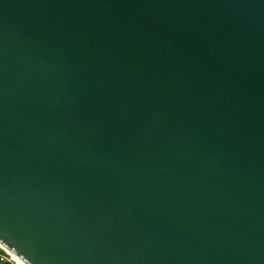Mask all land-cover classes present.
<instances>
[{
    "label": "water",
    "instance_id": "95a60500",
    "mask_svg": "<svg viewBox=\"0 0 264 264\" xmlns=\"http://www.w3.org/2000/svg\"><path fill=\"white\" fill-rule=\"evenodd\" d=\"M0 245L264 264V0H0Z\"/></svg>",
    "mask_w": 264,
    "mask_h": 264
},
{
    "label": "built area",
    "instance_id": "2783aa9c",
    "mask_svg": "<svg viewBox=\"0 0 264 264\" xmlns=\"http://www.w3.org/2000/svg\"><path fill=\"white\" fill-rule=\"evenodd\" d=\"M13 263L7 251L0 246V264Z\"/></svg>",
    "mask_w": 264,
    "mask_h": 264
},
{
    "label": "bare ground",
    "instance_id": "6f19581e",
    "mask_svg": "<svg viewBox=\"0 0 264 264\" xmlns=\"http://www.w3.org/2000/svg\"><path fill=\"white\" fill-rule=\"evenodd\" d=\"M1 246V245H0ZM2 247V246H1ZM4 248V247H3ZM5 249V248H4ZM6 250V249H5ZM7 251V250H6ZM7 253L10 255V258L12 259L13 262H16V264H24L21 262L19 259H17L14 255H12L9 251Z\"/></svg>",
    "mask_w": 264,
    "mask_h": 264
},
{
    "label": "rangeland",
    "instance_id": "374dc122",
    "mask_svg": "<svg viewBox=\"0 0 264 264\" xmlns=\"http://www.w3.org/2000/svg\"><path fill=\"white\" fill-rule=\"evenodd\" d=\"M13 264H16V262H13Z\"/></svg>",
    "mask_w": 264,
    "mask_h": 264
},
{
    "label": "flooded vegetation",
    "instance_id": "af4514ba",
    "mask_svg": "<svg viewBox=\"0 0 264 264\" xmlns=\"http://www.w3.org/2000/svg\"><path fill=\"white\" fill-rule=\"evenodd\" d=\"M9 264H13V263H9Z\"/></svg>",
    "mask_w": 264,
    "mask_h": 264
}]
</instances>
